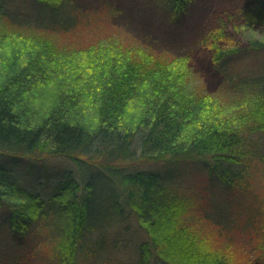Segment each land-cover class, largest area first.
I'll return each instance as SVG.
<instances>
[{"label":"trees","instance_id":"16d2710c","mask_svg":"<svg viewBox=\"0 0 264 264\" xmlns=\"http://www.w3.org/2000/svg\"><path fill=\"white\" fill-rule=\"evenodd\" d=\"M10 1L0 0V264H103L120 248L111 229L130 217L147 235L134 264H264V0L221 13L200 38L221 75L214 89L192 53L156 48L102 6L32 0L37 11L23 16L29 7ZM163 1L173 21L193 2ZM252 54L261 74L233 79L227 66ZM46 84L56 99L32 98ZM44 156L70 159L82 179L63 172L46 199L1 159ZM187 163L250 195L251 226L229 217L216 190L189 193L141 167Z\"/></svg>","mask_w":264,"mask_h":264},{"label":"rangeland","instance_id":"374dc122","mask_svg":"<svg viewBox=\"0 0 264 264\" xmlns=\"http://www.w3.org/2000/svg\"><path fill=\"white\" fill-rule=\"evenodd\" d=\"M76 1L83 9L102 6V11L105 12L106 16H111L110 21L113 24L124 26L158 49H170L177 53H192L193 64L201 72L200 75L202 74L200 82L205 81L211 89H214L219 84L221 75L213 67L208 55L196 49V46L203 34L216 25L217 16L244 2V0H193L188 11L173 21L168 19L163 0ZM10 2L11 4L21 5L24 8L29 7L23 16H30V12L33 10L37 11L33 4L35 1L11 0ZM38 7L41 8L44 14L48 12L46 5H38ZM7 51L8 49L0 51L2 60L6 56ZM260 57L261 55L259 54H252L241 62H231L232 64L227 66L230 69L229 74L235 80L243 81L254 78L262 72ZM1 70L2 65L0 62V75ZM57 89L58 87L55 84H46L39 88L32 98L41 103L53 102L58 93ZM137 106V103L129 106L128 120L133 119L137 114ZM84 114L88 119H92L94 112L85 110ZM258 136L264 143V131L260 132ZM1 159L21 184L31 187L46 199L53 194L56 182L63 172L73 170L75 175L82 179L77 166L70 159L63 156H44L41 159H32L31 157L18 160L12 158ZM141 167L145 171L159 172L165 182L189 193L198 192L209 196L208 192L216 190L214 201H224L231 206L229 209L231 212L228 213L229 217L238 222H246L244 228L248 225L251 226L252 213H255L256 209L254 205H251L252 198L250 195H244L239 192L235 195L233 191L212 185L205 171L196 169L189 163L181 164L171 172L167 170V167L163 168L160 165L144 164ZM252 184L254 189H257L262 186V181L255 179ZM110 232L113 236H118L120 248H114L109 254L110 258L105 260L103 264H134L137 260L139 245L147 237L144 230L138 226L134 217H130L123 224L115 226ZM213 236L217 235L214 234ZM7 242L5 241V244ZM20 264L33 263L25 259Z\"/></svg>","mask_w":264,"mask_h":264}]
</instances>
